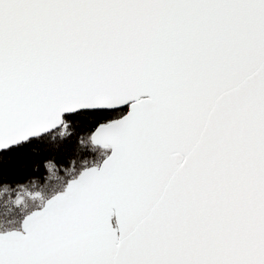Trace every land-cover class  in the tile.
<instances>
[{
  "label": "snow or ice",
  "instance_id": "6c2138e0",
  "mask_svg": "<svg viewBox=\"0 0 264 264\" xmlns=\"http://www.w3.org/2000/svg\"><path fill=\"white\" fill-rule=\"evenodd\" d=\"M0 264H264V0H0Z\"/></svg>",
  "mask_w": 264,
  "mask_h": 264
}]
</instances>
